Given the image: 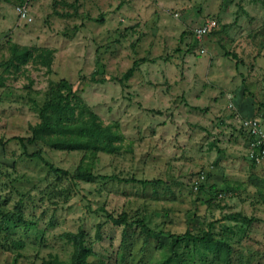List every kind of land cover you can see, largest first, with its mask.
Listing matches in <instances>:
<instances>
[{"label":"rangeland","instance_id":"rangeland-1","mask_svg":"<svg viewBox=\"0 0 264 264\" xmlns=\"http://www.w3.org/2000/svg\"><path fill=\"white\" fill-rule=\"evenodd\" d=\"M247 119L264 0H0V264H264Z\"/></svg>","mask_w":264,"mask_h":264},{"label":"trees","instance_id":"trees-1","mask_svg":"<svg viewBox=\"0 0 264 264\" xmlns=\"http://www.w3.org/2000/svg\"><path fill=\"white\" fill-rule=\"evenodd\" d=\"M59 85L61 87H65L66 89H69V85L66 81L61 80L59 82ZM70 90V89H69ZM70 92V91H69ZM62 96L59 95L58 96V100L56 102H47L45 103L39 110V118L41 120L39 126H37L36 128H34L33 130V138L35 139H40L41 135L40 134H44L47 136L48 133L51 134L50 131V126H51V122H52V118L51 115H55V116H61L65 113L64 111V106L62 105ZM93 116V115H92ZM20 141L21 146L24 148V144H23V140L22 139H18ZM41 140H43V138H41ZM72 138L69 137V144L71 143ZM61 142H65L64 140H61ZM60 171V170H59ZM182 238L187 239V240H191L193 242H197V241H202L203 237L199 238V237H195L189 233H185ZM79 254L76 253V255L74 256V260L76 262L79 261Z\"/></svg>","mask_w":264,"mask_h":264},{"label":"built area","instance_id":"built-area-1","mask_svg":"<svg viewBox=\"0 0 264 264\" xmlns=\"http://www.w3.org/2000/svg\"><path fill=\"white\" fill-rule=\"evenodd\" d=\"M214 26V23H211ZM209 27L206 25L205 28ZM206 32V29H199L198 34ZM241 129L249 138L250 156L256 161H263L264 164V131L255 119H247L241 122Z\"/></svg>","mask_w":264,"mask_h":264}]
</instances>
